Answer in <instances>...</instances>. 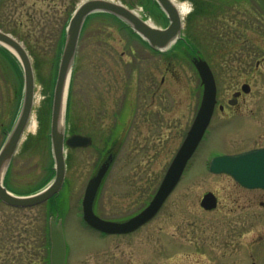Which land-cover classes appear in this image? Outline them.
<instances>
[{
	"label": "rangeland",
	"instance_id": "rangeland-1",
	"mask_svg": "<svg viewBox=\"0 0 264 264\" xmlns=\"http://www.w3.org/2000/svg\"><path fill=\"white\" fill-rule=\"evenodd\" d=\"M84 1L0 0V30L25 46L36 77L32 117L8 174V183L19 194L34 192L54 177L50 122L62 52L59 44L70 14ZM113 1L145 15L147 0ZM205 1L211 3L210 14L197 17L194 0H174L188 8L182 37L189 41L190 52H198L211 65L222 99L242 83H250L246 104L247 110L256 112V122L225 127L218 118L162 211L133 237L102 235L91 229L82 219V200L89 180L108 155L113 133L121 134L117 159L94 210L111 221L132 217L151 201L193 122L203 92L191 59L181 50L155 53L113 18L92 15L67 99L66 136L86 134L94 144L66 150L65 184L48 202L18 210L0 204V264H49L50 217L63 223L68 264H244L237 261L244 250L256 256L257 264H264V208L258 215L260 222L246 224L240 245L231 244L230 250L220 243L225 226L221 228L209 219L214 215L199 209L206 192L217 194L222 204L229 194L237 193L229 177L207 170L213 156L264 147V4L261 0ZM160 21L168 25L167 20ZM171 57L176 75H165L164 88L149 106L150 116L163 110V123L149 130L148 142H140L134 138L136 130L127 133L124 123L129 115L140 121L142 107L151 103ZM20 82L22 72L0 52V105L9 117L16 99L13 90L22 86ZM7 122L3 130L9 127ZM259 198L264 201V194ZM206 234L213 244L195 256L194 238ZM260 236L263 240L255 243Z\"/></svg>",
	"mask_w": 264,
	"mask_h": 264
},
{
	"label": "water",
	"instance_id": "water-1",
	"mask_svg": "<svg viewBox=\"0 0 264 264\" xmlns=\"http://www.w3.org/2000/svg\"><path fill=\"white\" fill-rule=\"evenodd\" d=\"M167 15L169 25L156 28L138 17L122 4L109 0H89L77 7L66 30L54 89L51 116V145L55 162V178L41 191L30 195H15L3 183L6 170L16 153L24 130L28 124L35 101V72L30 56L21 42L10 34L0 31V45L9 50L20 62L24 73V100L18 122L0 152V200L17 208H29L47 202L60 193L66 178V147L76 149L92 145V138L74 134L66 137V110L72 74L78 51L82 29L87 17L93 13H109L126 23L145 39L155 50L166 51L181 38L183 23L181 14L172 0H155ZM201 83L203 95L197 116L188 135L173 159L161 185L151 203L139 214L125 222L104 220L94 212L98 191L107 175L114 156L110 154L97 173L87 184L82 202L84 222L103 234H128L153 219L170 194L179 184L189 160L197 151L211 123L217 103V83L209 63L193 58ZM245 88V87H244ZM210 171L215 174H227L239 184L249 189L264 190V148L254 149L235 155H222L210 161ZM217 200L208 193L202 200V207L212 210ZM50 264H66L67 245L61 220H50Z\"/></svg>",
	"mask_w": 264,
	"mask_h": 264
},
{
	"label": "flooded vegetation",
	"instance_id": "flooded-vegetation-1",
	"mask_svg": "<svg viewBox=\"0 0 264 264\" xmlns=\"http://www.w3.org/2000/svg\"><path fill=\"white\" fill-rule=\"evenodd\" d=\"M144 12H145V15L140 14L141 17L146 19L148 14H149L150 17L148 16L149 17L148 19H149V21L154 23V25H156L158 27H162V28L166 27L164 22L160 21V20L164 19L163 14L159 13L158 10H156L155 7H154V9H152V8L145 9ZM156 12H157V14H156ZM152 14L154 16H156V19H154L152 17ZM111 18H113L116 22H118L120 27L127 28L130 32H132L128 28V26H126L124 23H122L118 18L113 17V16H111ZM179 41H181V42H183L185 44L181 48L182 49L181 51L188 58H190L191 61H192V59L194 57L200 56V54L198 52H188V51H186L188 49L187 47H188L189 41L187 42V40H185L184 37L181 38V40L179 39L177 41V44H178ZM0 52H1L2 55H5L4 50L0 49ZM169 60L170 61L168 62V67L165 70V74L161 78V82H160V84H159V86L157 88V91L153 94V96L151 98V103L147 104V102H146V104L142 107L143 109L141 111L142 115H141L140 121L133 120V115H129V116H127V121H125V123H124V126L127 129V133L130 132V134H132V131L134 129L136 130L134 138L139 139L140 142L143 141V140L145 141V139L147 141L148 140V132H149V130H152L153 128H159V127H161V125L163 123L162 122L163 121V110H160L159 111L160 113H157V114H155L153 116H150L151 110L149 109V106L152 107L153 104H155V100H156L155 98H157L159 93L164 88V85L166 83V76L165 75H171L173 77H175V75H176V70H175V68L173 66V62H172L173 58L171 57V58H169ZM260 64H261V62L257 63V65H256L257 68L260 67ZM214 76H215L216 83H217V103L215 105L214 113H213V116H212V119H211V123H210V125L208 127V130L212 126V124L217 121L218 118L222 119L221 124H223V126H225V127H229L231 124H236V123H237V125H239L240 121L243 122V121H248L249 120V121L255 123L256 121H254V119L256 118V116H254V115H255L256 112L254 110H247L248 106L246 104V101H247L246 98H247V96H249V94L252 91V86L250 85V83H242L241 86L238 89L233 91L231 93V95L224 100L220 96L221 91H220V87H219L215 72H214ZM201 87H202V85H201ZM13 92L15 93L16 99L14 101V104H13L14 107L12 108V111L10 113V117H9V114L5 111V108L0 105V150L4 146V144L7 141L9 135L11 134L13 128L15 127L17 119H18L20 111H21V99H20V97H21L23 91H22V89H17V90H13ZM125 97L126 98L122 100L123 103H125L126 100H127V94L125 95ZM10 106H11V104H8V107H10ZM198 111H199V107L197 108V110L195 112V117L197 116ZM195 117H194V119H195ZM10 118H12V119L10 120ZM194 119H193V122H194ZM9 120H10V122L8 123L7 121H9ZM6 122L8 124H10V125H9L8 128H6V130H3ZM193 122H192V124H193ZM28 126H29V122L27 124L26 129L24 130V133L22 135L20 143L24 139V135H25V133H26V131L28 129ZM114 127L116 129V127H118V125L117 126L115 125ZM208 130H207V132H208ZM188 131L186 132V135H185L183 141L185 140ZM116 134H117V136L115 137ZM118 134L119 133H113V138L111 139L112 146L107 150V153L109 155L112 154L114 156V161L111 164L110 170H111L112 166L114 165V163H115V161L117 159L118 149L116 147V145H117L116 143H118L120 141V138H121L120 137L121 134H119V135ZM83 135L88 136L86 134H83ZM125 135H126V132H125ZM92 139H93V144H94V138L92 137ZM29 140H30V138L28 136L24 142L26 143ZM183 141H182V143H183ZM93 144L91 146H93ZM91 146H89V147H91ZM180 146H179V148H180ZM179 148H178V150H179ZM260 148H264V147H253V148H249V149H247L245 151H249V150H253V149H260ZM83 149H85V148H83ZM245 151H242V152H245ZM195 155H196V153H195ZM195 155L189 161V163H188V165H187V167H186V169L184 171L183 177H184L189 165L191 164L193 158L195 157ZM221 155H233V154H229V153L228 154L227 153L224 154L223 153ZM215 156H219V154L215 155ZM215 156H213V157H215ZM15 157H16V154H15L14 158ZM174 157H173V159H174ZM14 158L12 159V162L14 161ZM12 162H11V164H12ZM209 162H210V160H209ZM209 162H208L207 170L210 172V170H209ZM110 170L108 171L107 175L109 174ZM9 172H10V167L8 169L7 176L9 174ZM211 174H213V173H211ZM221 175H225V176L229 177L235 183V186L238 188V189L236 188L237 189V193L229 194L228 197H227L226 202H224V204H222L220 199H219V197L217 196V194H215L214 192H206L205 194H203V196H202V198H201V200L199 202V206H200L199 209H200V211L202 213L214 215L213 217H210L209 219L212 222L218 221L217 223L221 224V228H223L225 226V228L221 229V231H220L221 233L223 231H226L225 232V236L221 235L220 243H221L223 248H227V250H228L229 249L228 247H230L231 244H233V246H237V245L239 246L240 245V243H241L240 241L244 237V230H245L246 224H257L258 222H260L261 218L258 215L261 214V209L264 208V201L262 199H260L259 197L262 194H264V190L263 189H249V188H246V187L242 186L241 184H239L237 181H235L231 176L226 175V174H221ZM5 180H6L5 181V185H6L7 189L9 191L15 193V194H19L18 192H16L17 190H15V188H13L8 183V177ZM176 189L171 193V195L168 197L167 201L174 194ZM208 193H213L214 196L216 197V200H217V205L212 210H207L204 207H202V200H203L204 196L206 194H208ZM167 201L165 202L164 206L166 205ZM0 204H2L3 206H6L8 208H11L13 210H15V209L16 210H18V209H29V208L12 207V206H9V205L5 204L1 200H0ZM95 206H96V203H95ZM95 206H94V210H95ZM164 206L161 208L159 213L162 211ZM140 212H138L137 214H139ZM95 213H96V211H95ZM137 214H135V215H137ZM135 215H133L132 217H134ZM217 216H219V217H217ZM132 217L125 218V219H114L113 221H115V222H125V221H128L129 219H131ZM150 222H148L147 224H145L142 227L138 228L134 232H131V233H128V234H112V235H109V236L133 237L134 235L137 234V232L141 231ZM231 235H233L232 239H230ZM208 237H209L208 234H206L205 236H202V235L195 236V238H194V247H195L194 255L195 256L198 255L197 253H200V252H203V251H207L208 248L213 244V239H210ZM262 240H263V238L260 236L259 240L257 242H255V243H259ZM255 245L256 244L249 245V246H255ZM246 246L248 247V245H246ZM239 256H238L239 258L237 260L239 262H243L244 264H257L256 256L254 254H252V253L250 255H247L246 254V250L243 251V256L242 257H241V254ZM196 263H199V261H197ZM66 264H68V255H67V259H66Z\"/></svg>",
	"mask_w": 264,
	"mask_h": 264
},
{
	"label": "trees",
	"instance_id": "trees-1",
	"mask_svg": "<svg viewBox=\"0 0 264 264\" xmlns=\"http://www.w3.org/2000/svg\"><path fill=\"white\" fill-rule=\"evenodd\" d=\"M228 1H230V0H228ZM261 1L264 4V0H261ZM194 5H196V7L198 8V9L194 10V12H198V14L196 15L197 17H200V16H204L205 17V15L207 16V14H210V12L207 13V10H208L207 8H209L207 6L211 5L210 2H208V4H207L205 0H194ZM191 19L194 20V16H192ZM65 29H66V27H65ZM65 29H64V31L62 33L61 41H60V44H59V50H62L63 45L65 43V34H66ZM184 45L185 44L183 42L179 41L178 44H176V46L174 47L175 52L182 50L181 48ZM5 51H6L7 55L10 54L7 50H5ZM44 186H42V187H44ZM42 187H40V188H42ZM47 263H48V261H47Z\"/></svg>",
	"mask_w": 264,
	"mask_h": 264
},
{
	"label": "bare ground",
	"instance_id": "bare-ground-1",
	"mask_svg": "<svg viewBox=\"0 0 264 264\" xmlns=\"http://www.w3.org/2000/svg\"><path fill=\"white\" fill-rule=\"evenodd\" d=\"M111 1V0H110ZM174 2V0H173ZM175 3V2H174ZM175 5L178 7V9L181 12L182 17L185 16L188 12V8L186 7V5H178L177 3H175Z\"/></svg>",
	"mask_w": 264,
	"mask_h": 264
}]
</instances>
